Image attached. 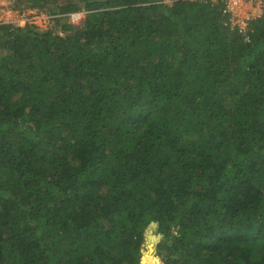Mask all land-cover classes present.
Returning a JSON list of instances; mask_svg holds the SVG:
<instances>
[{
    "label": "trees",
    "instance_id": "1",
    "mask_svg": "<svg viewBox=\"0 0 264 264\" xmlns=\"http://www.w3.org/2000/svg\"><path fill=\"white\" fill-rule=\"evenodd\" d=\"M17 2L56 17L0 25V264H264V15Z\"/></svg>",
    "mask_w": 264,
    "mask_h": 264
},
{
    "label": "built area",
    "instance_id": "2",
    "mask_svg": "<svg viewBox=\"0 0 264 264\" xmlns=\"http://www.w3.org/2000/svg\"><path fill=\"white\" fill-rule=\"evenodd\" d=\"M18 0H0V25L13 24L23 26L34 24L48 26L54 15L39 7L18 6ZM218 0H213L217 2ZM224 12L229 14V21L238 27L240 32H246L250 21L264 15V0H223ZM86 12L79 11L69 14V21L75 25L85 20ZM44 20V22H43ZM45 23V25H44ZM48 24V25H47Z\"/></svg>",
    "mask_w": 264,
    "mask_h": 264
},
{
    "label": "rangeland",
    "instance_id": "3",
    "mask_svg": "<svg viewBox=\"0 0 264 264\" xmlns=\"http://www.w3.org/2000/svg\"><path fill=\"white\" fill-rule=\"evenodd\" d=\"M43 22H44V20H43ZM44 25H45V23H44ZM48 25V24H47ZM51 24H49L48 26H40L41 28H46V27H49ZM147 243H146V241L144 242V244H143V246H142V251H143V253L145 254L146 252H148L149 250H148V248H147Z\"/></svg>",
    "mask_w": 264,
    "mask_h": 264
},
{
    "label": "clouds",
    "instance_id": "4",
    "mask_svg": "<svg viewBox=\"0 0 264 264\" xmlns=\"http://www.w3.org/2000/svg\"><path fill=\"white\" fill-rule=\"evenodd\" d=\"M79 11H82V10H78V11H74V12H70V13H68V14H66L65 15V18H67L66 20H67V22L68 23H70V24H72V25H74V26H78V25H75V24H73V23H71L70 21H69V14H71V13H75V12H79ZM51 14V13H50ZM54 17H56V15L54 16ZM54 17H52L51 19H53ZM86 17V16H85ZM51 22V21H50ZM51 24V23H50ZM47 28V27H46Z\"/></svg>",
    "mask_w": 264,
    "mask_h": 264
},
{
    "label": "water",
    "instance_id": "5",
    "mask_svg": "<svg viewBox=\"0 0 264 264\" xmlns=\"http://www.w3.org/2000/svg\"><path fill=\"white\" fill-rule=\"evenodd\" d=\"M146 243H147V241H146ZM147 245H148V243H147ZM147 248H148V250H150L148 246H147Z\"/></svg>",
    "mask_w": 264,
    "mask_h": 264
}]
</instances>
